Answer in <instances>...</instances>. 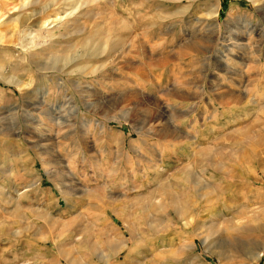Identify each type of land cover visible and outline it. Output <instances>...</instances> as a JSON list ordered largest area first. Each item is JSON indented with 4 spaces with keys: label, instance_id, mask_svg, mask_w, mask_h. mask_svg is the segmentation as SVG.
Segmentation results:
<instances>
[{
    "label": "rangeland",
    "instance_id": "374dc122",
    "mask_svg": "<svg viewBox=\"0 0 264 264\" xmlns=\"http://www.w3.org/2000/svg\"><path fill=\"white\" fill-rule=\"evenodd\" d=\"M261 247L264 0H0V264Z\"/></svg>",
    "mask_w": 264,
    "mask_h": 264
},
{
    "label": "bare ground",
    "instance_id": "6f19581e",
    "mask_svg": "<svg viewBox=\"0 0 264 264\" xmlns=\"http://www.w3.org/2000/svg\"><path fill=\"white\" fill-rule=\"evenodd\" d=\"M56 1V0H55ZM248 1H250V2H253V3H256L257 2V0H248ZM73 2H74V0H73ZM82 2V1H81ZM79 3V2H78ZM53 4V3H52ZM56 4V3H55ZM33 5V4H32ZM35 5V4H34ZM219 6V5H218ZM216 7L215 8V10H214V12L212 13L213 14V16H216L215 14H217V10H218V8L219 7ZM73 7V6H72ZM75 7H76V3H75ZM77 8H79V7H77ZM41 13V12H40ZM14 15V14H13ZM250 35V33L249 34H247V36H249ZM89 45V44H88ZM100 47V46H99ZM90 48V47H89ZM102 48V47H101ZM99 49V48H98ZM96 51V50H95ZM99 51H101V50H99ZM180 51V50H179ZM185 51V50H184ZM183 51V52H184ZM192 51V50H191ZM186 52V51H185ZM184 52V53H185ZM180 53H181V51H180ZM187 53V52H186ZM193 53V52H192ZM83 54H85V53H83ZM92 54V53H91ZM99 54V53H98ZM100 55H102V53H100ZM181 55H182V53H181ZM94 56V55H93ZM93 56H91V57H93ZM182 56H185V55H182ZM97 58L99 57V56H96ZM95 57V58H96ZM183 58V57H182ZM166 63V62H165ZM164 63V64H165ZM45 67V66H44ZM60 68V67H59ZM68 68V67H67ZM44 69V68H43ZM54 69V68H53ZM81 70V69H80ZM55 71V70H54ZM81 72V71H80ZM131 96V95H130ZM129 96V97H130ZM95 97V96H94ZM133 99V98H132ZM180 99V98H179ZM185 99V98H184ZM181 100V99H180ZM182 101V100H181ZM130 109V108H129ZM128 115V114H127ZM155 122V121H154ZM262 248V247H261ZM262 250H264V248H262ZM261 252V251H260ZM260 252H257V253H255L253 256H250V257H252L251 258V261L252 260H254V259H258V258H260L262 255H261V253ZM133 253L135 254L136 252L135 251H130L129 249H126V248H124V249H120L119 251H116V252H114V253H110L108 256H106V258H105V261H104V263H108V262H110L113 258H115V257H119V256H123V258H124V260L127 262L129 259H131L132 257V255H133ZM138 255V254H137ZM121 256V257H122ZM124 262V261H123Z\"/></svg>",
    "mask_w": 264,
    "mask_h": 264
}]
</instances>
